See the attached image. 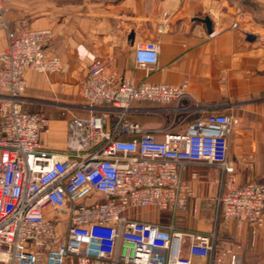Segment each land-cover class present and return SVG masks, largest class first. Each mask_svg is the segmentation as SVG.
I'll return each mask as SVG.
<instances>
[{
  "label": "built area",
  "instance_id": "obj_1",
  "mask_svg": "<svg viewBox=\"0 0 264 264\" xmlns=\"http://www.w3.org/2000/svg\"><path fill=\"white\" fill-rule=\"evenodd\" d=\"M6 1L0 0L7 40L0 49V264H193V257L242 264L241 243L219 249L215 229L181 230L131 214L140 207L173 214L184 208L192 191L182 171L197 162L222 172L216 200L223 218L255 231L263 221L264 183L235 181L228 159L235 116L210 113L157 139L129 119L131 103L175 102L178 110L186 81L118 80L96 57L79 90L88 115L68 119L65 151L45 148L40 134L49 119L23 110L24 74L56 72L63 63L46 51L49 28L7 27ZM158 51L156 42L137 43L136 64H155Z\"/></svg>",
  "mask_w": 264,
  "mask_h": 264
},
{
  "label": "crops",
  "instance_id": "obj_2",
  "mask_svg": "<svg viewBox=\"0 0 264 264\" xmlns=\"http://www.w3.org/2000/svg\"><path fill=\"white\" fill-rule=\"evenodd\" d=\"M263 4L264 0H7V27L49 28L52 38L46 51L63 63L57 72H25L27 100L22 108L48 117L40 141L61 152L67 146L68 119L88 115L79 90L93 58L102 59L118 80L172 85L186 81L187 97L179 101L178 110L173 109L175 102L135 100L129 119L162 139L168 131L184 132L198 117L231 114L239 133L228 154L235 181L264 183ZM149 41L158 44L157 62L140 67L135 46ZM6 42V28L0 26V49ZM182 175L192 191L184 208L173 214L140 207L132 216L181 230L215 229L219 249L238 241L242 264H264V212L255 231L247 222L226 221L216 200L221 170L196 162L187 164ZM192 262L208 264V259L193 257Z\"/></svg>",
  "mask_w": 264,
  "mask_h": 264
},
{
  "label": "rangeland",
  "instance_id": "obj_3",
  "mask_svg": "<svg viewBox=\"0 0 264 264\" xmlns=\"http://www.w3.org/2000/svg\"><path fill=\"white\" fill-rule=\"evenodd\" d=\"M238 137H239V133H238V129H237V119H236V122L233 124L232 133H231L230 138H229V151H230V153L234 151Z\"/></svg>",
  "mask_w": 264,
  "mask_h": 264
},
{
  "label": "water",
  "instance_id": "obj_4",
  "mask_svg": "<svg viewBox=\"0 0 264 264\" xmlns=\"http://www.w3.org/2000/svg\"><path fill=\"white\" fill-rule=\"evenodd\" d=\"M204 22H205V24H206L208 30H210V20H209V18L206 17V18L204 19Z\"/></svg>",
  "mask_w": 264,
  "mask_h": 264
}]
</instances>
